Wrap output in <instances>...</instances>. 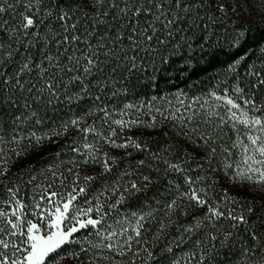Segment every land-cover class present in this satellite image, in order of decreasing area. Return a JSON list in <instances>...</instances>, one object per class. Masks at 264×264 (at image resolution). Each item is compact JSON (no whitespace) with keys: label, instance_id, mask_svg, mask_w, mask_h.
Listing matches in <instances>:
<instances>
[{"label":"snow or ice","instance_id":"obj_1","mask_svg":"<svg viewBox=\"0 0 264 264\" xmlns=\"http://www.w3.org/2000/svg\"><path fill=\"white\" fill-rule=\"evenodd\" d=\"M230 17L264 26V0H0V264H264V64L138 101Z\"/></svg>","mask_w":264,"mask_h":264},{"label":"trees","instance_id":"obj_2","mask_svg":"<svg viewBox=\"0 0 264 264\" xmlns=\"http://www.w3.org/2000/svg\"><path fill=\"white\" fill-rule=\"evenodd\" d=\"M244 40H246V43H243L242 47L240 44L235 52L230 51L225 44L219 42L218 46H212L211 48L205 46L204 53H200L198 50L195 52L187 51L185 54L175 57V63L170 67H166V70L157 72L153 87L144 89L137 88V92L139 93L138 97H148L152 94L173 96L178 93H186L189 95V98H192L194 96L197 97L205 90L207 91V88L216 89V91L218 87H221L219 90L222 89L226 80L231 83L230 77L233 74L230 73L229 66L237 59H243V63L240 64L239 69L241 76L245 71L244 64L251 65L250 63H252L257 68L264 64V61L260 59L262 55H258V48H260V45L264 42V26L261 24L260 26L253 27ZM193 47L198 49L199 46L194 45ZM184 55L193 56V60L190 63L192 67L196 68L195 71L192 70V67H189L187 71H180L181 66L184 64ZM251 79L255 78L253 77ZM156 84H158V88L155 86ZM261 91H264V89H261ZM65 111L66 109H62L57 115L67 119L68 116L65 115ZM77 114L83 115V112L80 109H74V111L68 115ZM49 115H51V113H49ZM4 119L7 118L5 117ZM159 131L164 130L161 129ZM72 135L75 137V132H72ZM78 139L81 140L80 138ZM143 139H147L149 141V147L155 150L163 145L168 138L158 133H153V135L146 136ZM134 155L136 154L134 153ZM137 158L140 157L137 156ZM127 163L128 158H125L121 167L126 166ZM24 165L25 163L18 166L17 169L19 173ZM242 195L245 199H252L248 191H243ZM256 202L257 204L264 203V201L259 199H257ZM129 210L132 209L130 208Z\"/></svg>","mask_w":264,"mask_h":264},{"label":"rangeland","instance_id":"obj_3","mask_svg":"<svg viewBox=\"0 0 264 264\" xmlns=\"http://www.w3.org/2000/svg\"><path fill=\"white\" fill-rule=\"evenodd\" d=\"M244 10H245V12H247V7H245ZM241 23H243V25H244V31L246 32L245 37L247 36V34L251 31V29L253 27L261 25V22L259 20L253 19V20L241 21L237 17H230L227 21H225V26L222 29H219L220 35L218 37L217 42L214 43L213 46H218L219 42H222L223 44H225L227 46V48L230 51H234L235 52L236 48H238L240 46V44L242 43V41L234 39L236 33L240 31V29L237 27V25H239ZM262 50H264V42L262 43V45H260V48H258V55L259 56L260 55H264V51H262ZM250 64H252V63H250ZM219 88H221V87H218L217 91H219ZM211 91H214V89H208L207 88V91L205 90L203 93L199 94L197 97H201V98L207 99L208 98V93L211 92ZM184 94H185L186 97L189 98V95H187L186 93H184ZM174 95H177V94H174ZM152 96H154V94H152V95H150L148 97H141V98L138 97V101L139 100L150 99ZM162 96L170 97V95H165V94L162 95ZM86 107H87V105H86ZM109 107H111V103L109 104ZM95 119L96 118L94 116L88 117L87 118V122L88 123H92ZM95 126L97 127L98 130L102 131V129L100 128L99 121H97ZM44 130L47 131V129H44ZM132 131H137V130L136 129H132ZM141 131H143V129ZM147 131L148 132H152L151 129H148ZM72 132H75V130H72ZM72 132L67 137V140L68 141L76 140L78 145H82L84 141L78 139V138H80V134L75 132L76 136L73 137ZM127 134H130V133H126V135ZM53 150H57L58 151V149H56L55 145H52L51 148H46L44 150V154H43V157L41 158V161L43 162V160H46L49 155L54 154ZM113 151L116 152V154H120L118 152V150H113ZM31 159H32L31 166L35 167V159L36 158L32 157ZM65 159H67V157H65ZM20 164L21 163L19 161H17V166L12 169L13 173L18 174V175H23L24 174L22 171L20 173L18 172L17 168H18V166ZM29 166H30L29 163L25 162V165H24L23 169H25V168H27ZM25 179H27L26 175H25ZM13 182H15V181H13ZM215 182H216V187H217L218 191L222 190V189H227L232 195H236L237 193H239V195L244 198V196L242 195V192L244 191L243 190V185H238L236 187H233L234 181H232L230 178L225 177L223 173H221L220 175L215 177ZM249 192H251V189H249L248 193ZM2 194L3 193L1 191L0 195H2ZM69 264H74V262H69Z\"/></svg>","mask_w":264,"mask_h":264}]
</instances>
